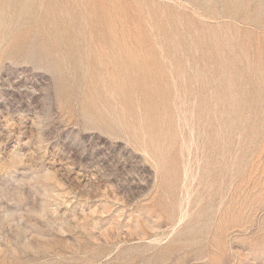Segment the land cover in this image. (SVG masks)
Listing matches in <instances>:
<instances>
[{"label": "rangeland", "instance_id": "obj_1", "mask_svg": "<svg viewBox=\"0 0 264 264\" xmlns=\"http://www.w3.org/2000/svg\"><path fill=\"white\" fill-rule=\"evenodd\" d=\"M0 264H264V0H0Z\"/></svg>", "mask_w": 264, "mask_h": 264}]
</instances>
